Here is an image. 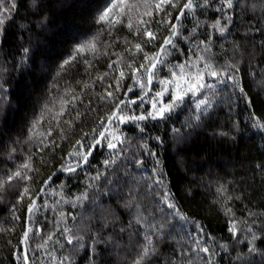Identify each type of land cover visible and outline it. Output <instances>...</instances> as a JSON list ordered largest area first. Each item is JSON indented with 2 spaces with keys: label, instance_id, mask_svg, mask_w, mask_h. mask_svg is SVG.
I'll list each match as a JSON object with an SVG mask.
<instances>
[{
  "label": "trees",
  "instance_id": "1",
  "mask_svg": "<svg viewBox=\"0 0 264 264\" xmlns=\"http://www.w3.org/2000/svg\"><path fill=\"white\" fill-rule=\"evenodd\" d=\"M109 2L4 0V7L10 10L0 16L4 18L0 31V181H6L28 157L33 170H22L31 180H13L0 190V264H24L17 258L22 250H27L31 264H60L61 257H69L70 264H133L144 244L143 236L136 235L143 232L134 220L136 204L151 223H164L168 209L153 195L164 191H170L173 202L189 220L185 223L170 218L162 238L153 237L156 253L144 264H264V129L256 127L257 122L264 124V0H234V8L223 10V0H209V6L196 7L179 22L175 17L187 0H179L178 8L168 7L166 12L172 13L173 23L182 25L184 36L197 25L200 40L211 36L214 64L218 68L226 63L236 65L239 87H232L231 81L218 84L212 108L198 123L193 119V106L186 103L166 120L116 125L117 132L123 133L121 139L127 137L122 145L113 141L119 145L116 151L126 149L116 163L111 168L103 165L102 161L116 153L102 141L89 164L69 174L61 170L62 165L75 166L77 158L69 153L84 152L94 139H100L99 132L104 131L99 126L101 119L106 122L119 100L143 95L126 67V63L142 61L143 57L139 53L133 56L134 49H125L142 42L143 37L134 36L133 31L139 19H149L144 15L149 9L144 0H127L125 10L130 8L133 30L125 26L124 18V23L116 25L109 35L107 30L101 31L105 26L96 22ZM197 2L202 5V0H194ZM152 10L149 30L157 32L158 39L145 47L150 54L169 35L167 28L157 23L166 18V13L156 15ZM217 20L228 24L224 34L212 27ZM92 37H98L97 52L86 51L61 71V64L73 55L74 48ZM177 43L185 53L170 56L173 64L188 55L186 43ZM117 54H122L123 61L113 69L128 73L120 81L119 91L115 83L119 72L108 67L118 60ZM159 75L167 76V69L161 68ZM129 87L133 91L125 96ZM106 90L114 97H107ZM159 90L160 85L154 83L152 92ZM139 104L137 100L131 106L133 112L150 108L147 100L143 108ZM62 107L63 115L54 119ZM42 113L44 118L36 132L45 135H33V122ZM49 129L51 136H47ZM105 135L112 138L107 132ZM150 151L156 156L148 155ZM136 160L142 165L134 163ZM97 172L103 175L94 180ZM50 176L52 180L37 204L46 202L52 207L43 208L29 220L27 206ZM156 176L162 184L153 183ZM24 187L30 196L17 203ZM221 187L226 189L223 195L218 192ZM52 189L61 195L52 194ZM85 192L87 200L75 208L70 203L55 204L61 196L74 200ZM160 208H164L163 213ZM227 208L232 210L229 215L225 214ZM60 211L65 213L63 223L59 222ZM250 212L256 215L250 216ZM233 219L247 221L251 231L241 223L239 229L244 230L238 229L234 238L228 231ZM193 222L204 227L200 247H208L209 253L200 252L194 245L190 235L195 229ZM65 226L83 237L82 247L67 244L60 235ZM27 228L33 232L23 245ZM37 228L42 231L36 232ZM122 228L125 231L121 232ZM252 233L257 237L254 241ZM45 241V247H38ZM253 247L254 252L250 251Z\"/></svg>",
  "mask_w": 264,
  "mask_h": 264
},
{
  "label": "snow or ice",
  "instance_id": "2",
  "mask_svg": "<svg viewBox=\"0 0 264 264\" xmlns=\"http://www.w3.org/2000/svg\"><path fill=\"white\" fill-rule=\"evenodd\" d=\"M127 0H110V2L102 9V11L98 14L96 22L97 24H101L105 26L101 29V31L107 30L109 35H111L112 29L116 27V25L124 23V18H127V24L125 25L130 31L133 30V23L132 19L129 16V11L125 10ZM35 3V0H33ZM145 6L149 9L144 15L149 17V19H139L137 21V26L133 31L134 36L143 37L141 43H136L132 46V48H126L125 51H133V56L137 53L141 54L143 59L142 61H137L133 59L131 62L126 63V67L130 70V74L135 80L136 85L140 87L143 92V95L136 97V99H127V100H119L118 103L115 104V108L110 115L107 116L106 122L102 118L100 122V127L104 129V131L99 132L100 139H94L90 145L87 146V150L84 152L76 151L74 153H69L70 157H75L74 159V167L73 166H61V170L67 172L69 174L76 172L79 168L88 165L90 162V157L93 155V152L99 147L102 141L106 142V147L109 150H112L116 153L114 157L110 159H105L102 161L103 165L111 168L115 163L117 158L123 155L126 149H122L121 151H116L118 149V144L114 143V140L119 141V144L122 145L124 139H121L123 136L122 132H117L116 125L119 124H127L131 122H138L146 121L148 119L151 120H166L169 118V115L173 113L176 109L183 107L186 103H190L193 106V109L196 113L194 116V121L199 122L201 116L207 114L209 110L213 106V96H215V89L217 88L218 84H224L228 81H231L232 87L236 88L239 87V81L235 75L238 73V68L236 65L233 64H225L222 67H217L214 62L215 54L212 53V44L213 40L211 36L207 40H200L196 33L198 30L197 27H194L188 36H184L182 34V25H178L177 23H173L171 20L172 13L166 12L168 7L171 8H178L179 7V0H144ZM200 6H209V0H202V5L200 3H194V0H187V2L183 3L182 7H179V14L175 17L177 22L181 21V19L189 13H192L196 7ZM15 7V3L12 4V8ZM234 8V0H223L221 5V10L223 9H232ZM155 9L156 15L161 13H166V18L160 19L157 21L161 26L166 27L169 35L163 37V42L160 44L159 48L154 53H148L145 51L146 46H151L154 42L158 39V34L155 31L149 30L152 20L154 18L153 10ZM9 8L4 7V0H0V16H6L9 12ZM230 20V17L226 18ZM4 24V18H0V31H2V25ZM213 28L220 34H224L228 28V24L224 23L221 24L220 20H217L213 25ZM98 37H92L90 40L77 45L73 50V55L69 58L65 59L61 64V71L65 70L66 66H70L78 56H81L83 53L90 52L96 53L97 52V44L96 40ZM119 39V38H117ZM181 41L186 43L187 45V57L180 62L175 64L169 61V57L172 56L174 53H179L182 56L185 53V49L180 47V44L177 41ZM127 43V41H125ZM27 52V49H25ZM107 55V53H104ZM118 60L112 61L108 67L113 69L114 64H118L120 61H123L122 54H117ZM84 63L86 65H90L89 61L85 60ZM138 63V67L136 66ZM166 68L168 75L165 77H160V69ZM113 71H118L119 75L115 77L116 83V91L120 90V81L125 78L128 74L122 68L113 69ZM109 75V73H105L104 76ZM104 76H101L100 79H103ZM209 81H215L209 82ZM156 83L160 85V90L152 92V85ZM109 88H112V85H109ZM147 89V91H145ZM133 88L129 87L128 92H125V96L128 95L129 92H132ZM240 91L243 93V88L240 87ZM107 97H114V93L112 91L106 90ZM244 98L247 100V103H251V100L244 95ZM137 100L140 101L138 107L143 108L144 101L147 100L150 104V108L147 109L145 112L135 113L132 111L131 106L137 103ZM167 101V102H165ZM66 103V102H63ZM47 108V106H46ZM51 111V109H47ZM127 110V111H126ZM64 108L62 107L60 112L56 114L54 119H57L59 116L63 115ZM132 113V114H129ZM79 116V114H78ZM44 118V113L41 114L36 121L33 122L32 132L33 135L44 136V133H37L36 129L40 123V121ZM70 123V122H68ZM58 126V125H57ZM256 127L264 129V124L257 122ZM143 131V129H140ZM179 132L178 129L174 130ZM109 133L112 138L109 139L105 133ZM47 136H51V129H49ZM32 137L30 136L29 139ZM157 141L160 140V137L155 138ZM43 140H41V144H43ZM50 144H55V141H49ZM77 144H82V141H77ZM58 146V145H56ZM44 147H48L47 144H44ZM141 147L147 148V145H142ZM43 149H41L42 151ZM12 152H15V149H12ZM148 155L155 157V152H148ZM31 157H28V161L22 165L17 167V170L11 172L6 181H0V190L3 188L4 183H10L13 180L19 181H27L31 180V177L27 175V172L22 171L23 169H27L32 171L31 168ZM137 165H142V161L136 160L134 161ZM159 163V160H157ZM157 170L153 169L155 173ZM103 173L97 172L96 176L93 177L94 180H99ZM52 180L50 176L48 180L44 183L45 185L49 184ZM153 183L155 185H160L163 183V180L156 176L154 178ZM45 191L44 188H41L40 192L43 193ZM226 191L223 187L218 189L222 195ZM52 194L61 195L60 193H56L55 189H52ZM153 195L158 196L160 199V203L164 205L165 208L168 209L167 215L164 217V223H151L149 217L144 216L143 212L139 210V203L136 204L137 214L134 217L135 223L143 229V232H137L136 235H142L144 244L141 246L139 251V255L133 261V264H144L146 260H148L152 255L156 253V248L154 246L153 237L162 238L165 229L169 223L170 218H174L179 221H184L185 223L188 222L189 218L180 212L177 208L175 202H173V195L170 191H164L161 193H153ZM30 196L29 189L24 187L23 190L20 192L17 203L22 202L25 197ZM37 196L40 197V193H37ZM231 199V197H228ZM239 199V198H237ZM85 200H87V193H82L80 196H77L74 200L72 199H64L61 196L60 200L55 201V204L61 203H70L73 208H75L78 204H82ZM52 207L48 203L37 204V200L33 199L32 203L28 204L27 206V213L28 219L30 220L31 217L36 213L41 211L43 208ZM131 207V205H129ZM161 213L164 212V208L158 209ZM232 213L231 208H227L225 214L229 215ZM59 215V222L63 223L66 219L65 213L60 211ZM71 216V213H69ZM250 216L256 215L255 213H249ZM151 216V214H149ZM19 219V217H16ZM75 220V217H72ZM195 224V229L193 230L190 235L193 238V243L196 248L199 249L200 252L209 253L208 247H200L201 240L204 239L203 233L205 229L203 226L199 225L198 222H193ZM230 227L228 231L232 234L235 238L238 235V229L241 223L245 224L248 231H251V225L247 224V221H237L235 219L230 220ZM131 227V222L129 224ZM172 227L174 228L175 225L173 224ZM199 233V238H197V232ZM243 231L244 229H239ZM3 231V229H0ZM36 232H41L42 229L37 228ZM121 232L125 231V229H121ZM33 232L32 228H27L23 233V241L25 242L29 239V233ZM60 235L66 240L67 244L75 246H83L82 240L83 237L73 233L72 229L65 226L63 227ZM52 236H48V240H51ZM253 241L257 239L255 233H252ZM93 240V244H94ZM45 244L38 245V247L43 248ZM63 247V245H62ZM91 247V245H90ZM222 247H227L226 245H222ZM196 248L193 250L195 251ZM256 249L250 248V251H255ZM51 255V253H49ZM18 259H22L24 264H31L29 261V255L27 250H22L21 253L17 257ZM55 259V257H54ZM60 264H70L69 257H61Z\"/></svg>",
  "mask_w": 264,
  "mask_h": 264
},
{
  "label": "water",
  "instance_id": "3",
  "mask_svg": "<svg viewBox=\"0 0 264 264\" xmlns=\"http://www.w3.org/2000/svg\"><path fill=\"white\" fill-rule=\"evenodd\" d=\"M45 187V184H44V186L42 187V188H44ZM40 193V195H41V192H39ZM38 196L35 198L36 200H38ZM23 245H24V242H23Z\"/></svg>",
  "mask_w": 264,
  "mask_h": 264
}]
</instances>
